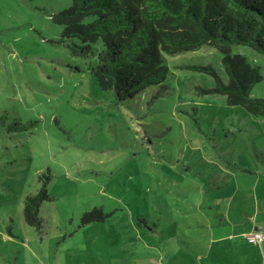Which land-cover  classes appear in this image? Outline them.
<instances>
[{"label": "rangeland", "instance_id": "1", "mask_svg": "<svg viewBox=\"0 0 264 264\" xmlns=\"http://www.w3.org/2000/svg\"><path fill=\"white\" fill-rule=\"evenodd\" d=\"M71 3L0 0V264L191 263L184 251L208 243L197 231L218 222L231 196H259L264 117L199 94L213 78L187 66L224 76L223 54L208 45L163 53L159 99L155 86L119 102L99 87L96 56L62 38L53 16ZM233 53L260 67L252 96L264 98V57L243 45ZM45 182L53 199L36 229L24 201ZM94 210L109 216L82 225Z\"/></svg>", "mask_w": 264, "mask_h": 264}, {"label": "trees", "instance_id": "2", "mask_svg": "<svg viewBox=\"0 0 264 264\" xmlns=\"http://www.w3.org/2000/svg\"><path fill=\"white\" fill-rule=\"evenodd\" d=\"M53 17L74 54L96 56L92 73L99 87L112 90L119 102L155 86L159 90L152 101L159 99L168 89L163 53L177 55L208 45L223 54L224 76L211 65L187 66L213 78V86L198 89L199 94L223 96L229 106L264 117V98L252 96L263 81L260 67L233 53L234 46L243 45L264 57V0H72ZM12 127L18 129L16 123ZM259 159L264 163L262 154ZM52 199L47 182L27 196L26 224L40 229L41 207ZM108 216L94 210L84 214L82 225Z\"/></svg>", "mask_w": 264, "mask_h": 264}, {"label": "crops", "instance_id": "3", "mask_svg": "<svg viewBox=\"0 0 264 264\" xmlns=\"http://www.w3.org/2000/svg\"><path fill=\"white\" fill-rule=\"evenodd\" d=\"M256 187L262 189L259 196L254 194V197V191H242L238 199L231 196L225 214L217 213L218 222L211 224L210 229L197 231L208 243L196 240L192 255L180 248L193 262L177 261L176 264H264V242L257 244L247 238L255 232L264 234V180Z\"/></svg>", "mask_w": 264, "mask_h": 264}, {"label": "built area", "instance_id": "4", "mask_svg": "<svg viewBox=\"0 0 264 264\" xmlns=\"http://www.w3.org/2000/svg\"><path fill=\"white\" fill-rule=\"evenodd\" d=\"M248 240L253 243L260 244L264 242V234L261 232H255L247 236Z\"/></svg>", "mask_w": 264, "mask_h": 264}]
</instances>
